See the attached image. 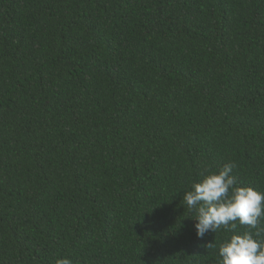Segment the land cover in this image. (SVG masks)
<instances>
[{"label": "trees", "instance_id": "obj_1", "mask_svg": "<svg viewBox=\"0 0 264 264\" xmlns=\"http://www.w3.org/2000/svg\"><path fill=\"white\" fill-rule=\"evenodd\" d=\"M228 162L264 192V0H0V264H220Z\"/></svg>", "mask_w": 264, "mask_h": 264}, {"label": "clouds", "instance_id": "obj_2", "mask_svg": "<svg viewBox=\"0 0 264 264\" xmlns=\"http://www.w3.org/2000/svg\"><path fill=\"white\" fill-rule=\"evenodd\" d=\"M235 167L234 162H228L218 171L205 169L207 174L201 173L203 179L192 182L191 189L183 193V201L196 214L194 228L198 238L220 229L234 230L236 222L248 226L242 234H233L220 244V264H264V238H261L264 229L259 227L264 219V192L238 186L232 175ZM56 264L72 261L63 258Z\"/></svg>", "mask_w": 264, "mask_h": 264}]
</instances>
